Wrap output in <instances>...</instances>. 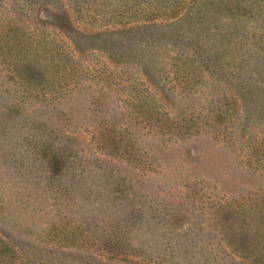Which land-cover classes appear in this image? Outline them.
Returning <instances> with one entry per match:
<instances>
[{
    "label": "rangeland",
    "instance_id": "1",
    "mask_svg": "<svg viewBox=\"0 0 264 264\" xmlns=\"http://www.w3.org/2000/svg\"><path fill=\"white\" fill-rule=\"evenodd\" d=\"M146 2L165 4L0 0V264H264V229L251 240L264 208V0L195 3L236 14L238 28L209 26L248 45L247 103L210 78L187 96L172 58L190 30L132 29ZM130 28L135 50L96 34ZM192 112L218 136L148 141V117L174 127ZM52 157L62 168L49 180ZM109 234L122 236L108 246Z\"/></svg>",
    "mask_w": 264,
    "mask_h": 264
},
{
    "label": "trees",
    "instance_id": "2",
    "mask_svg": "<svg viewBox=\"0 0 264 264\" xmlns=\"http://www.w3.org/2000/svg\"><path fill=\"white\" fill-rule=\"evenodd\" d=\"M160 1L165 2V4L160 6L157 5L158 8L155 7L153 8L154 10L149 8L150 10L148 11L146 10L148 9V2H146L145 11L142 10V13L140 12L139 14L141 16L138 19H140L141 22H134V27H132V29H149L159 26L160 28H166L167 30L169 28L172 29V24H185L187 26V29L190 30L189 36H184L183 38L180 37V34L177 36L182 39L181 44H185V47H190V50L185 54L176 52L175 59L172 58L175 65L181 63L184 66L182 67V71L187 74V77H185L188 84L186 91L187 96L190 97L195 95L199 92L198 89H206L210 78L221 81L225 85L236 89L238 91L237 95L239 96V99L242 100V102H249L253 96L250 85L252 84V75H254V62L247 55L248 45L241 40L239 42H230V40L226 38L225 33H222V29L212 27L210 28L209 26L212 18L216 19V21L229 19L232 23V27L238 28L239 25L236 24V14L232 16L233 14L229 13L228 16L232 17L227 18L222 10L199 6L201 5L202 0H176L175 2L177 3V10L174 12L173 16H169L170 13L167 14L166 10L164 9H166L167 6L172 3V0ZM196 1H198L199 5L195 4ZM225 9H227L226 11L230 10L228 7H225ZM238 12L239 10L237 8L236 13ZM132 29H122V31L116 30L113 32H99L96 34H98V36H119L121 42H125L127 44L124 46L117 45L116 50H132L135 48V46L129 45V33L124 32H127V30L131 31ZM141 67L144 66L141 65ZM142 73L145 75V67L142 69ZM153 79L150 80V82L153 81ZM222 98L223 100H228L231 97L226 98L224 95ZM208 104H214L212 98H209ZM224 105L227 107V103ZM195 109L203 110L202 108ZM192 113L193 114L188 118H181L179 122L174 121V127H172V119L162 120L160 118L163 117H161L162 115L160 114L159 118H155L153 116L148 117V141L159 139L160 141L168 142L166 139H168L169 136L172 137V129L178 130V133L184 132L185 135H191L198 131H202L203 134H208V136L213 139L218 136L216 134L217 132H214L215 130H211L210 132L205 130L206 122L203 121V116L197 112ZM222 119V116H217L215 123L219 124L220 120ZM117 143L122 144L121 141H118ZM125 145L127 146L129 144ZM46 164L47 166L45 165L44 167H46L48 172V178L49 180H53L51 178L59 175L58 173L60 172L62 165H59V161L56 159V157L50 158ZM253 209L256 227H258V230L256 229L257 232L254 237H251V240L252 242H257L259 238H262V230L264 229V208L263 210L260 208ZM121 236H118V234H109L106 236L105 240L109 246L110 242H116ZM244 236L248 235L244 234ZM255 246L256 245L253 244L251 249H254ZM31 264H34V262Z\"/></svg>",
    "mask_w": 264,
    "mask_h": 264
}]
</instances>
